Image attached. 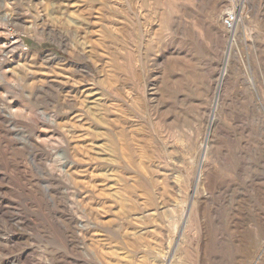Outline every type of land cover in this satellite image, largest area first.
I'll list each match as a JSON object with an SVG mask.
<instances>
[{
  "label": "rangeland",
  "instance_id": "obj_1",
  "mask_svg": "<svg viewBox=\"0 0 264 264\" xmlns=\"http://www.w3.org/2000/svg\"><path fill=\"white\" fill-rule=\"evenodd\" d=\"M239 1L231 109L210 130L237 0H0V264H264V124L242 118L264 102L245 99L241 46L264 47V0ZM88 87L103 121H132L133 198L92 199L69 165Z\"/></svg>",
  "mask_w": 264,
  "mask_h": 264
},
{
  "label": "bare ground",
  "instance_id": "obj_2",
  "mask_svg": "<svg viewBox=\"0 0 264 264\" xmlns=\"http://www.w3.org/2000/svg\"><path fill=\"white\" fill-rule=\"evenodd\" d=\"M235 1L236 0H229V2L232 3H235ZM237 2L239 7L238 10H233L232 8V10L228 11L227 13L225 12L224 14V15L235 14V20L233 22L232 30L230 31L231 33L230 32L228 33L229 37L225 42V48L222 49L221 44L220 46H217L216 55L219 58L220 66L214 81L213 100L210 108L211 111L209 117L210 130L214 128L216 130L218 128L216 127L217 124L216 119H221L224 116L225 117L228 116V112L231 109V106L226 104V98L228 97V90H229L228 89L229 71L232 67V62L237 57V52L235 50V47H236V34H237L238 23L242 21L244 17V7L240 8L241 2L239 0H237ZM220 16L221 13H219L218 11L214 15L213 18L214 22L219 24ZM255 29L257 33L258 32L260 33L259 28L257 26L255 27ZM216 35L218 36V38H220L219 28H216ZM258 36L260 35L258 34ZM241 46L243 50H245L246 52V59L244 64L246 66V70L248 71L247 74L248 76L244 81L245 99L251 102V101H255L254 99L257 98V100H259L262 103L264 102V47L262 46V44H259L254 41L251 44L250 42H247L246 38L241 40ZM94 64L96 63L94 62ZM84 72L88 77L95 78V73L90 68L84 67ZM81 93H82V98L88 101L89 106L82 107V109H80L81 113L78 114V116L76 115V120H77L76 124L79 123V126L72 125L71 129L68 131L71 139H75V142L77 143L73 147L74 158L71 160L69 165L70 167L72 166L71 168L75 170H83L85 174V180L87 182L86 188L90 192L91 194L90 196L92 197V199L95 198L98 201L99 200L102 201L104 199L107 201L109 200L111 201V199H113V194L117 190H124L129 198H133L134 185L131 183L132 182L143 183L144 178L140 175V173H138L137 168L139 166L135 160L136 150L134 146H135L136 136L132 129L133 126L132 121L127 116V111L125 109H124L125 115H123L124 116L123 118H119L118 120L115 119L114 121H105V120L103 121L100 118V112L96 106L98 105L97 104L98 99L96 98L97 95L94 92V89L88 87L83 91H81ZM242 118L245 121L252 122L255 124H259V123L264 124V117H262L261 115L258 116L253 114L245 115L242 116ZM87 122L89 124H87ZM245 128L250 136L255 137L263 134L262 133L263 130L254 129V127L250 126L249 124L245 125ZM207 135L208 137L210 136L209 133ZM223 135L225 137V140L228 141L229 137L226 134ZM108 138H115V140H111V142L109 143L110 146H106L103 143L104 139L106 141ZM79 142H81L80 145L78 144ZM209 142L210 141L205 140L204 144L202 145L203 153L208 149ZM225 146H228L227 142H225ZM218 150L219 148L216 150V154H217L216 159L220 158L218 156ZM221 161L226 164H229V166L233 169V165L231 166V163L228 162V159L224 158L221 159ZM105 168H107V170ZM101 170L103 171V173L101 172ZM110 171H112L113 174L108 175V172ZM201 180H202V171L199 170L196 176L195 193H198ZM92 181L104 185H102L101 188L99 187L97 188L96 184H91ZM257 199H261L260 196ZM262 200L263 199H261V201ZM263 202L264 201H262V204Z\"/></svg>",
  "mask_w": 264,
  "mask_h": 264
},
{
  "label": "built area",
  "instance_id": "obj_3",
  "mask_svg": "<svg viewBox=\"0 0 264 264\" xmlns=\"http://www.w3.org/2000/svg\"><path fill=\"white\" fill-rule=\"evenodd\" d=\"M234 20L235 14H226L222 20L223 27L227 29L232 28Z\"/></svg>",
  "mask_w": 264,
  "mask_h": 264
}]
</instances>
